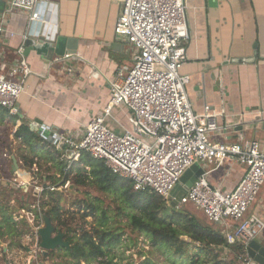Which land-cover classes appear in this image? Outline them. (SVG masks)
<instances>
[{"label":"built area","instance_id":"obj_1","mask_svg":"<svg viewBox=\"0 0 264 264\" xmlns=\"http://www.w3.org/2000/svg\"><path fill=\"white\" fill-rule=\"evenodd\" d=\"M118 1L120 8L113 32L131 47L132 55L129 65L120 67L107 81V105L91 118L80 135H61L38 122L28 127L49 153H59V159L65 163L64 175L84 156L100 160L114 175L131 180L135 192L154 193L174 203L175 210L187 205L196 207L208 222L221 227L226 244L224 256L229 253V247L240 245L242 252L238 261L257 264L248 250L264 231V219L255 214L246 215L264 184V152L260 142H213L210 134L225 131L219 124L223 112L197 114L193 110L187 93L190 78L179 73L185 60L183 43L189 38L184 0ZM5 2L6 11L0 17V50L13 36L4 28L5 18L12 9L28 16L27 34L31 36L25 35L24 39L39 35L50 37L42 30L50 24L51 0ZM2 34H5L3 39ZM23 51L22 45L18 47L8 71L0 72V108L9 116L18 115L17 101L25 92L30 75ZM78 58L76 53H65L54 56L53 63ZM67 71L70 73L72 69ZM115 108L127 112L130 127L122 128L121 133L107 124ZM3 157L11 162L8 152ZM225 161H236L245 168L232 190L222 192L213 188L204 170L180 198L173 196L181 176L192 165L204 169ZM11 175L3 181L10 188L25 192L33 189L34 203L28 210H21L17 218L26 220L39 242L38 232L44 226L42 196L45 191L59 190L60 186L33 176L23 180L18 169ZM68 185L69 181L63 188L67 189Z\"/></svg>","mask_w":264,"mask_h":264},{"label":"crops","instance_id":"obj_2","mask_svg":"<svg viewBox=\"0 0 264 264\" xmlns=\"http://www.w3.org/2000/svg\"><path fill=\"white\" fill-rule=\"evenodd\" d=\"M0 4L1 17L7 6L2 0ZM184 4L189 38L183 43L185 60L179 73L190 78L187 93L193 110L197 114L223 112L219 124L225 131L210 134L211 141L231 144L257 140L264 152V134L255 129V121L264 118V0H184ZM119 6L118 0H51L50 24L43 26L42 32L50 37L77 39L79 58L57 64L33 51L27 55L30 75L25 92L17 101L18 115L9 116L0 108V126L6 128L9 142L4 152L15 158L32 154L14 138L22 123L38 122L61 135H80L91 118L107 105V81L120 67L129 65L132 55L131 47L113 32ZM27 26L25 12L12 9L7 14L4 28L13 36L0 50V72L8 71L15 59L12 54L22 45L25 35L31 36ZM254 55L252 63H230L231 59H253ZM107 124L121 133L122 128L130 127L127 112L113 109ZM240 126L242 133L238 131ZM38 146L42 147L39 143ZM46 151L43 146L42 153ZM52 154L59 158V153ZM204 167L210 185L222 192L232 190L245 171L236 161L211 165L210 170ZM10 168L13 174L12 161ZM17 169L23 180L31 178L18 162ZM0 185L10 188L6 182L0 181ZM13 203L9 201L8 206ZM252 204L249 215L264 219V184ZM19 212L11 213V223L17 224ZM21 220L29 226L25 219ZM9 227L12 225L3 220L0 210V234ZM254 242L259 250H264V231Z\"/></svg>","mask_w":264,"mask_h":264},{"label":"rangeland","instance_id":"obj_3","mask_svg":"<svg viewBox=\"0 0 264 264\" xmlns=\"http://www.w3.org/2000/svg\"><path fill=\"white\" fill-rule=\"evenodd\" d=\"M2 1L5 2V0ZM0 7H2L1 4ZM12 56L15 57L14 53ZM118 118L120 117L118 116ZM7 137L6 128L0 126V181L2 183L12 177L10 172L11 162L3 157L4 150L9 144ZM54 158L58 160L49 163H46L44 158H34L37 163V170L34 171H29L26 166H22L20 169L29 172L37 180L44 178L46 180L47 177L48 181H46L49 184L58 177L59 184L53 186H60L57 193L60 195V205L64 213L62 220L68 223L73 231L68 235H73L76 239L81 238L83 234L90 236L88 241L91 246H89L87 252L95 250L96 257H87L76 261L67 255L65 247H58L50 258L43 260V254L49 252L41 248L40 241L37 242L32 227L29 224L30 227L24 226L20 219L16 226L9 227L5 229L3 234H0V264H140L144 258H150L156 264H170L169 255L163 250L165 243H156L151 235L143 232L133 223L134 218H144L140 208L132 204L120 190L109 189L100 181V172L103 166L99 160L86 156V162L83 165L86 178L83 184L74 183V180L69 178L67 180L69 181L68 188L65 189L63 185L67 181H64L63 174L61 175L56 169L58 161L61 160L55 156ZM206 168L211 169L209 165ZM1 188L7 189L3 186ZM13 189L18 191L10 198L1 199V203H9L8 200L14 199V203L8 206V209L9 207L14 209L19 207L21 202L19 199L24 195L25 202L23 203L30 208L35 201L33 189L29 188L26 192L18 188ZM182 191V188L179 187L173 191V195L180 198ZM88 205L93 210L88 209ZM251 206L246 215L247 217L250 216L249 213L252 211ZM184 209H189L208 222L196 207L187 205ZM84 215H87V217ZM57 233L55 232V235ZM100 240H103L102 244ZM181 240L188 241L185 237H182ZM63 242L67 243V248H69L66 236H63ZM195 251L194 246L189 247L187 255L179 263L189 264V256ZM226 257L224 256V258ZM202 264H205V262Z\"/></svg>","mask_w":264,"mask_h":264},{"label":"trees","instance_id":"obj_4","mask_svg":"<svg viewBox=\"0 0 264 264\" xmlns=\"http://www.w3.org/2000/svg\"><path fill=\"white\" fill-rule=\"evenodd\" d=\"M15 139H20V146L28 147L32 154L16 157L19 168L26 166L29 171H32L33 167L37 168V163L34 158H44L46 163L52 162L55 159L52 153L46 151L42 153V147L38 146L39 137L36 133L30 130L27 124L22 123L15 132ZM47 155V156H45ZM86 156L79 159L64 175L63 171L65 165L63 162L58 161L57 172L64 176V181L69 178L74 180V183L83 184L86 178L85 168L83 167ZM100 161V160H99ZM103 169L100 172V181L104 183L107 188L120 190L121 193L134 205L138 206L143 212V219H133V223L140 228L143 232L151 235L156 243L164 242V251L169 255L170 264H180L181 261L188 252V248L194 246L195 253L189 256V264H202L203 262L208 264H241L238 261V256L242 252L240 245H234L229 247V253L224 258V248L226 247L225 238L218 228L212 223L206 222L201 216L190 211L189 209L175 210L172 202H169L162 197L150 193V192H135L132 189V181L129 179L119 178L114 175L102 161ZM58 178V177H57ZM55 178L50 182L52 185H58V179ZM45 179V178H44ZM48 181V178L46 177ZM63 185V183H62ZM18 190L16 189H4L0 188V199L10 198ZM58 191H45L41 202L40 208L41 214L46 217L55 232H59L69 242V248H66V253L76 261L83 258H95V250L87 252L89 248L90 236L83 234L81 238L76 239L70 229L69 224L66 223L63 218L62 207L60 205L61 198L57 193ZM185 191H182V195ZM24 195L19 199L20 205L10 211L8 209V202L0 201V210L2 211L3 220L6 221L12 227L16 226L11 223V213L14 211L28 210L29 208L24 205ZM45 198V199H44ZM8 200V201H13ZM91 209V206H87ZM44 210V211H43ZM87 217V215H84ZM24 226L25 223H22ZM182 237H187L188 241L181 240ZM103 243V240H100ZM55 250L49 251V253L43 254V260L50 258L54 254ZM224 258V259H223ZM140 264H156L150 258H144Z\"/></svg>","mask_w":264,"mask_h":264},{"label":"water","instance_id":"obj_5","mask_svg":"<svg viewBox=\"0 0 264 264\" xmlns=\"http://www.w3.org/2000/svg\"><path fill=\"white\" fill-rule=\"evenodd\" d=\"M77 39L75 38H65L61 36L45 37L44 35H39L37 37H29L24 39L22 47L24 48L23 55H27L33 51L38 56L43 57L47 60H52L54 56H63L65 53H76ZM255 60V55L252 59H231L230 63H252ZM257 127L255 129L264 134V118L261 117L255 121ZM249 125V124H248ZM243 126L238 127V131L243 132ZM11 161L14 166V170L17 169V161L15 157H11ZM204 172V169L200 168L198 165L194 164L189 169H187L179 180V184L176 186L175 190L179 187L183 191H186ZM174 196V195H173ZM178 199V197L174 196ZM174 206V203H172ZM44 226L39 230V241L40 246L47 252L55 250L58 247H68L67 243L63 242V235L59 232L55 235V230L49 220L43 217ZM187 239V237H185ZM257 251V253H256ZM249 256L253 258L257 263L261 264L264 258V250H259L255 242H252L248 250Z\"/></svg>","mask_w":264,"mask_h":264}]
</instances>
